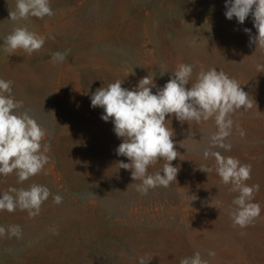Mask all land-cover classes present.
<instances>
[{
  "label": "rangeland",
  "instance_id": "374dc122",
  "mask_svg": "<svg viewBox=\"0 0 264 264\" xmlns=\"http://www.w3.org/2000/svg\"><path fill=\"white\" fill-rule=\"evenodd\" d=\"M225 3L50 0L53 16L20 22L46 37L29 56L4 51V37L16 26L9 20L15 0H0V79L13 82L12 96L23 101L20 111H29L46 130L42 145L50 144L49 161L38 175L23 183L15 173L0 176V193L33 183L51 193L35 217L19 209L0 212V226L19 225L22 231L20 238L0 236V264H139L141 256L152 257L148 264H180L197 251L208 264H264V72L257 71L264 50L250 43V35H257L252 16L243 24L229 20ZM65 50L70 52L64 61L53 63L52 53ZM181 63L193 66L187 88L201 68H216L253 100L250 109L232 114V133L224 141L231 150L212 149L252 165L247 183L260 186L253 202L262 211L247 227L234 226L236 194L216 174L214 158L203 157L217 131L214 118L181 123L174 114L166 116L179 155L172 161L179 169L176 181L141 195V181L119 168V162L129 163L116 153L122 139L111 120L101 119L103 109L91 106L92 93L116 80L131 90L149 76L155 94ZM201 165L213 171L203 172ZM209 250L216 255L208 256Z\"/></svg>",
  "mask_w": 264,
  "mask_h": 264
},
{
  "label": "clouds",
  "instance_id": "9594fccd",
  "mask_svg": "<svg viewBox=\"0 0 264 264\" xmlns=\"http://www.w3.org/2000/svg\"><path fill=\"white\" fill-rule=\"evenodd\" d=\"M225 8L226 18L231 20L235 17L239 24H243L249 15L252 16L257 35H250V43L264 50V0H226ZM54 14L50 0H15L14 8L9 9V20L16 26L4 37V51L11 55L22 50L29 56L40 51L46 37L29 30L27 25L20 22L29 17L42 20ZM244 31L251 34V29ZM47 38L55 37L49 34ZM68 52L70 50L52 53L53 63L63 62ZM257 71L264 72V64H258ZM192 72V65L179 64L171 72L168 82L155 94L152 89L156 85L149 76L142 78L131 90L121 86L123 81L116 80L92 93L91 106L103 109L101 119L105 122L111 120L116 136L122 139L116 153L126 157L129 163L121 161L119 168L130 170L133 181H141L136 185L141 195H147L150 189L156 187H169L176 181L179 169L172 165V161L179 155L173 141L174 132L165 123L166 116L174 114L181 123H200L214 118L217 131L210 137V145L204 150L203 157L214 158L216 174L224 185L230 186L229 192L236 194L232 200L235 207L230 211L234 226L247 227L262 211L260 204L253 202L260 186L247 183L251 179L252 165L212 149L231 150L232 145L224 141L232 133V114L237 110L250 109L253 100L249 99V94L237 80L216 68H201L195 83L187 88ZM12 83L0 79V176L8 177L15 173L17 182L23 183L44 169L49 161L46 153L50 151V144L42 145L46 130L29 115V111H20L23 101H16L12 96ZM237 130L241 137L245 136L239 126ZM161 160L164 161L162 169L149 174V167ZM199 169L206 173L213 171L207 165H201ZM50 195L46 186L35 183L28 188L10 187L0 193V212L12 213L19 209L27 211L29 217H35ZM61 202L62 197L56 195L54 203ZM6 234L20 238L22 231L19 225L7 229L0 226V236ZM215 255L214 251H208V256ZM151 259L141 256L139 264H148ZM180 264L208 262L197 251L192 257L182 258Z\"/></svg>",
  "mask_w": 264,
  "mask_h": 264
}]
</instances>
